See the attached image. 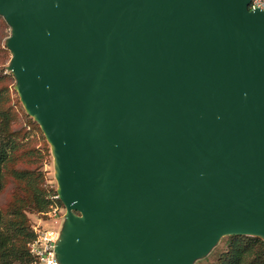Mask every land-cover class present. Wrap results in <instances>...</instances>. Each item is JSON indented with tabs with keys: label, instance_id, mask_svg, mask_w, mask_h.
Wrapping results in <instances>:
<instances>
[{
	"label": "water",
	"instance_id": "obj_1",
	"mask_svg": "<svg viewBox=\"0 0 264 264\" xmlns=\"http://www.w3.org/2000/svg\"><path fill=\"white\" fill-rule=\"evenodd\" d=\"M252 0H0L54 158L59 264H195L264 242V11Z\"/></svg>",
	"mask_w": 264,
	"mask_h": 264
},
{
	"label": "trees",
	"instance_id": "obj_2",
	"mask_svg": "<svg viewBox=\"0 0 264 264\" xmlns=\"http://www.w3.org/2000/svg\"><path fill=\"white\" fill-rule=\"evenodd\" d=\"M0 22L6 21L0 16ZM7 72L0 75V196L4 188V169L12 159L13 145L17 147V140L24 136V129L11 128L14 118L17 117L15 111L10 116V113L2 109L3 95L10 92V87L16 86V80L8 68ZM14 105L18 110L20 105ZM12 108L14 109L13 105ZM22 113L31 131L38 128L42 139H45L38 124L29 118L24 110ZM30 175L27 185L28 197L12 201L8 212L0 207V264H33L29 244L36 234L30 215L46 218L45 214L50 211L52 205L58 204L64 208L60 200L53 199V196L58 194L57 189L45 184L43 171H34ZM215 264H264V242L257 237L230 236L227 238V250L219 256Z\"/></svg>",
	"mask_w": 264,
	"mask_h": 264
},
{
	"label": "rangeland",
	"instance_id": "obj_3",
	"mask_svg": "<svg viewBox=\"0 0 264 264\" xmlns=\"http://www.w3.org/2000/svg\"><path fill=\"white\" fill-rule=\"evenodd\" d=\"M5 23L0 22V75L8 73L7 68L9 67L12 58L11 52L6 47V41L11 35V29L9 25ZM17 103L20 105L18 110H16L14 105ZM12 105L15 110L12 108ZM2 109L10 113V116L14 113V111L17 114V117L14 118L11 125L12 129H24L22 134L24 136H20L17 140L19 147H16L15 144L13 145L14 152L12 159L4 169V188L3 193L0 196V207L4 211L8 212L12 201L28 197L27 185L31 178V172L43 171L45 184L51 186L52 188L56 187V189L58 186L55 179L54 158L51 152V147L47 142L39 124L25 111L19 94L14 86L10 87V92L8 94L3 95ZM22 110H24L29 118L38 124L45 139H42L38 128L35 131H31L30 127L26 125V119L22 115ZM59 206L61 207V205ZM30 218L32 226L41 223V225L47 229L55 228L60 231H62L66 222L65 217L61 219L48 220L47 217L44 218L39 215H30ZM40 220L43 221L40 222ZM227 238L228 237L223 238L207 257L196 261L195 264H215L219 256L227 250Z\"/></svg>",
	"mask_w": 264,
	"mask_h": 264
},
{
	"label": "built area",
	"instance_id": "obj_4",
	"mask_svg": "<svg viewBox=\"0 0 264 264\" xmlns=\"http://www.w3.org/2000/svg\"><path fill=\"white\" fill-rule=\"evenodd\" d=\"M249 9L264 11V0H252ZM53 199L60 200L59 195L53 196ZM65 210V208L60 207L58 204H54L45 216L48 220L61 219L65 217ZM42 221L40 220V222ZM33 231L36 237L29 244V251L34 259L33 264H59L55 247L60 238L61 231L55 228L47 229L41 223L33 225Z\"/></svg>",
	"mask_w": 264,
	"mask_h": 264
}]
</instances>
